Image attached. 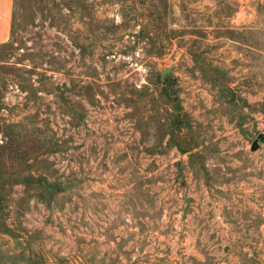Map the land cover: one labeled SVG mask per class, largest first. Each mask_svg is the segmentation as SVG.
<instances>
[{
  "label": "rangeland",
  "instance_id": "obj_1",
  "mask_svg": "<svg viewBox=\"0 0 264 264\" xmlns=\"http://www.w3.org/2000/svg\"><path fill=\"white\" fill-rule=\"evenodd\" d=\"M8 144L0 264H264V0H14Z\"/></svg>",
  "mask_w": 264,
  "mask_h": 264
},
{
  "label": "trees",
  "instance_id": "obj_2",
  "mask_svg": "<svg viewBox=\"0 0 264 264\" xmlns=\"http://www.w3.org/2000/svg\"><path fill=\"white\" fill-rule=\"evenodd\" d=\"M164 82L167 87L173 83L171 77H168ZM171 94L172 92L168 91V95L171 96ZM10 145H0V234L12 233L4 221L6 210L5 202L11 186L23 184L27 189L38 192V195L41 197L45 198L47 195L50 199L53 198V195L63 190L60 182H50L43 175L35 176L32 174V171L28 169L32 168L33 165H29L27 162H22L17 166L11 165L6 167L5 163L1 160V153ZM10 168L13 169L12 172L9 171Z\"/></svg>",
  "mask_w": 264,
  "mask_h": 264
},
{
  "label": "crops",
  "instance_id": "obj_3",
  "mask_svg": "<svg viewBox=\"0 0 264 264\" xmlns=\"http://www.w3.org/2000/svg\"><path fill=\"white\" fill-rule=\"evenodd\" d=\"M13 12L14 0H0V45L10 39Z\"/></svg>",
  "mask_w": 264,
  "mask_h": 264
},
{
  "label": "water",
  "instance_id": "obj_4",
  "mask_svg": "<svg viewBox=\"0 0 264 264\" xmlns=\"http://www.w3.org/2000/svg\"><path fill=\"white\" fill-rule=\"evenodd\" d=\"M261 137H263V135H261ZM258 148H259V143L257 141H255L253 143L252 150L254 151V150H257Z\"/></svg>",
  "mask_w": 264,
  "mask_h": 264
}]
</instances>
